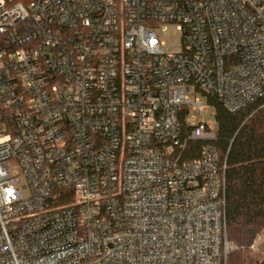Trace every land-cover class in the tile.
Returning <instances> with one entry per match:
<instances>
[{"label": "built area", "instance_id": "obj_1", "mask_svg": "<svg viewBox=\"0 0 264 264\" xmlns=\"http://www.w3.org/2000/svg\"><path fill=\"white\" fill-rule=\"evenodd\" d=\"M213 98H264V0H0V264H228Z\"/></svg>", "mask_w": 264, "mask_h": 264}, {"label": "trees", "instance_id": "obj_2", "mask_svg": "<svg viewBox=\"0 0 264 264\" xmlns=\"http://www.w3.org/2000/svg\"><path fill=\"white\" fill-rule=\"evenodd\" d=\"M210 102L217 122L214 144L226 161V229L235 246L228 264H264V247H251L264 239V98L232 113L216 99Z\"/></svg>", "mask_w": 264, "mask_h": 264}, {"label": "rangeland", "instance_id": "obj_3", "mask_svg": "<svg viewBox=\"0 0 264 264\" xmlns=\"http://www.w3.org/2000/svg\"><path fill=\"white\" fill-rule=\"evenodd\" d=\"M178 35H179L178 32L172 27L168 28L167 31L162 34L166 44L169 46H172V47L179 44ZM199 97L201 98L200 100H201L202 104H207L206 98H203V96H201V94H199ZM213 111H214V109L211 106V108H209L207 110V112L203 115L204 119H214ZM262 247H264V239L259 237L257 240H255L252 249L254 251L261 252Z\"/></svg>", "mask_w": 264, "mask_h": 264}]
</instances>
